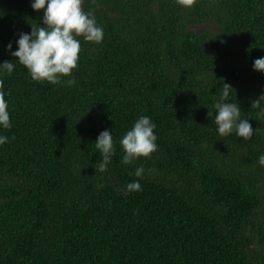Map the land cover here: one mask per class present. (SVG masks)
<instances>
[{
    "label": "trees",
    "instance_id": "1",
    "mask_svg": "<svg viewBox=\"0 0 264 264\" xmlns=\"http://www.w3.org/2000/svg\"><path fill=\"white\" fill-rule=\"evenodd\" d=\"M33 2L0 0V64H15L0 69L12 125L0 126V264H264V116L251 108L264 94V0H83L103 40L78 37L59 84L11 55L43 26ZM223 83L250 139L218 133ZM140 116L157 151L124 164L120 140ZM104 130L115 152L100 172Z\"/></svg>",
    "mask_w": 264,
    "mask_h": 264
},
{
    "label": "clouds",
    "instance_id": "2",
    "mask_svg": "<svg viewBox=\"0 0 264 264\" xmlns=\"http://www.w3.org/2000/svg\"><path fill=\"white\" fill-rule=\"evenodd\" d=\"M180 6L190 8L196 0H177ZM34 11L43 10V26H31V33H20L17 40L18 48L11 52L17 58V62L24 66L31 75L33 81H47L59 84L62 77L71 76L77 67L81 43L78 37H83L86 42L101 43L104 32L91 11L83 9V0H34L31 4ZM11 50V43L7 46ZM15 64L4 61L0 69L8 74L14 70ZM253 69L264 72V57L253 61ZM67 85L75 83L74 80H66ZM0 89H3V80H0ZM235 91L227 83L222 84L219 100L213 105L216 109L215 123L218 133L226 137L233 132L245 140L250 139L254 129L248 119H241V109L237 102H226L230 93ZM264 94L252 101L251 108L259 109L264 116ZM8 103L5 100V92L0 90V126L11 128ZM208 116L212 112L208 111ZM156 125L148 116H140L133 124L131 130L120 140L123 150L122 163L131 164L138 158H150L157 151V136L154 133ZM8 142V137L0 136V145ZM95 147L99 150L101 161L97 170L105 172L111 157L115 152L114 140L109 130L102 131L95 141ZM259 164L264 165V155L259 158ZM152 171V170H150ZM144 168L136 169L135 175L142 176ZM128 192L141 191L138 181L126 185Z\"/></svg>",
    "mask_w": 264,
    "mask_h": 264
}]
</instances>
